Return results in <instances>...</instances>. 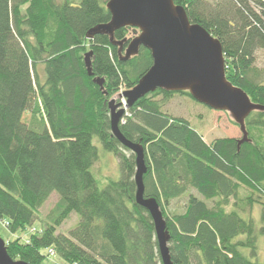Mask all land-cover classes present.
<instances>
[{"label":"trees","instance_id":"obj_1","mask_svg":"<svg viewBox=\"0 0 264 264\" xmlns=\"http://www.w3.org/2000/svg\"><path fill=\"white\" fill-rule=\"evenodd\" d=\"M173 2L219 41L226 79L264 106V74L254 67L256 53L264 52V0ZM105 5L0 0V221L20 235L5 244L12 260L41 264L51 250L66 264H162L152 219L135 200L136 156L112 134L107 107L137 84L152 59L140 48L121 62L108 37L85 38L109 22ZM134 36L130 28L114 33L124 47ZM88 52L92 77L84 65ZM93 79L104 80L103 90ZM175 95L192 99L157 90L118 124L122 137L142 149L143 198L160 208L172 264H264V112L245 120L249 142L206 143L188 121L163 111ZM25 113L41 132L23 123ZM93 139L119 169L118 180L103 187L91 173L99 160ZM53 193L58 202L44 223L39 210ZM72 213L76 227L58 233Z\"/></svg>","mask_w":264,"mask_h":264},{"label":"water","instance_id":"obj_2","mask_svg":"<svg viewBox=\"0 0 264 264\" xmlns=\"http://www.w3.org/2000/svg\"><path fill=\"white\" fill-rule=\"evenodd\" d=\"M110 15L106 24L90 29L85 38L106 36L111 46L117 48L121 62L136 56L140 48L147 50L152 65L130 90L122 91L116 103H108L112 134L136 156V203L150 215L154 225L158 252L162 264H172L169 256V235L166 222L154 199H144L142 176L146 172L140 146L127 142L118 131V124L126 111L139 99L157 90L166 93H188L198 104L210 110L227 113L237 125L241 139L238 145L249 142L245 120L253 112H264V106L250 102L247 95L226 79V59L219 41L199 25L190 24L184 9L173 0H108L105 5ZM123 28L135 31V37L126 47V40L116 41L114 33ZM91 52L84 55V65L89 77ZM103 90L102 79L92 81ZM106 94V93H104ZM0 264H27L12 260L5 243L0 240Z\"/></svg>","mask_w":264,"mask_h":264},{"label":"rangeland","instance_id":"obj_3","mask_svg":"<svg viewBox=\"0 0 264 264\" xmlns=\"http://www.w3.org/2000/svg\"><path fill=\"white\" fill-rule=\"evenodd\" d=\"M108 1V0H103ZM210 3L215 1L219 2L221 0H206ZM132 33V32H131ZM130 33V34H131ZM135 37V36H134ZM254 67L259 69L264 74V52L259 51L255 55V64ZM125 91L123 89L120 90L119 93ZM118 93V94H119ZM117 94V95H118ZM117 95L113 98L116 100V103H124V99H118ZM163 111H165L168 115L174 118H182L188 121L190 127L197 132L199 135L203 137L206 143H210L215 139H223L229 137H236L237 139H241V133L238 127L232 125V120L227 113L217 112L210 110L209 108L196 103L194 100L180 95L173 96L164 106ZM23 123L26 124L31 129L35 131L41 132L42 127L39 124H35V121L31 119L29 113H25L23 115ZM92 144L98 150L99 160L91 169V173L95 180L97 181L100 187H103L107 183V179H112L114 181L119 178V169L116 162L115 157L103 151L102 147L98 143L96 139L92 140ZM58 202V197L55 193L51 194L49 199L43 205V207L39 210V217L42 222H48V217L51 210L54 208L56 203ZM172 208V206H171ZM258 208L254 209L253 216L257 218ZM78 217L75 214H71L67 220L58 228V233L63 235H68V233L73 230L78 224ZM39 221H36L34 229H38ZM31 228V230H32ZM28 233L22 235V241L27 240L28 236L31 234ZM20 235L15 234L11 235L7 229L5 228L4 221H0V240H2L5 244L13 241L18 238ZM260 250L264 249V239L259 241ZM263 254V252H261ZM43 255L46 256V253L43 252ZM41 264H66L60 258L54 255H48L45 260Z\"/></svg>","mask_w":264,"mask_h":264},{"label":"built area","instance_id":"obj_4","mask_svg":"<svg viewBox=\"0 0 264 264\" xmlns=\"http://www.w3.org/2000/svg\"><path fill=\"white\" fill-rule=\"evenodd\" d=\"M48 254L51 255V256L53 255L51 250L48 251Z\"/></svg>","mask_w":264,"mask_h":264},{"label":"crops","instance_id":"obj_5","mask_svg":"<svg viewBox=\"0 0 264 264\" xmlns=\"http://www.w3.org/2000/svg\"><path fill=\"white\" fill-rule=\"evenodd\" d=\"M204 140V139H203ZM205 141V140H204ZM181 204V201L180 202H178V205H180ZM262 255H264V253L262 254Z\"/></svg>","mask_w":264,"mask_h":264}]
</instances>
